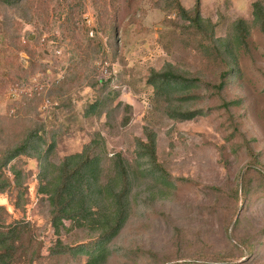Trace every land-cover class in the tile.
Segmentation results:
<instances>
[{"label": "rangeland", "instance_id": "obj_1", "mask_svg": "<svg viewBox=\"0 0 264 264\" xmlns=\"http://www.w3.org/2000/svg\"><path fill=\"white\" fill-rule=\"evenodd\" d=\"M172 1L37 0L28 23L1 11L0 150L19 142L36 118L46 128L28 156L2 171L21 183L0 193V224H28L19 264H85V254L49 256L58 237L38 187L44 160L57 166L94 133L108 157L121 154L136 172L130 216L106 264H264V33L253 17L259 0H200L202 30L170 10ZM177 1L192 14L196 0ZM240 19L248 23L246 49L237 39ZM1 23L15 28L20 50L2 38ZM213 44L229 46L237 62L222 95L241 103L229 113L212 88L221 67ZM168 67L185 78L183 86L156 98L150 79ZM93 79L109 83L112 120L84 115L96 99L87 85ZM185 110L203 115L175 118ZM150 133L163 180L147 175L137 158ZM62 227L63 244L91 241L93 248L86 231L69 221Z\"/></svg>", "mask_w": 264, "mask_h": 264}, {"label": "trees", "instance_id": "obj_2", "mask_svg": "<svg viewBox=\"0 0 264 264\" xmlns=\"http://www.w3.org/2000/svg\"><path fill=\"white\" fill-rule=\"evenodd\" d=\"M36 1L0 0V13L1 11L12 12L20 18H26L28 20L26 23H28L31 19L29 13L32 12V6ZM169 8L177 14L181 12L191 22L193 28L202 30L199 12L200 0H196L192 14L185 11L177 0L170 2ZM253 8L254 22L264 33V1H256ZM18 12L25 14L21 16L17 14ZM235 24L237 39L246 49L248 23L240 19ZM1 26L4 28L3 32L1 31L3 33L2 38H10L15 43L12 45L18 48L20 42L14 31L15 28L13 26L7 27L5 23H1ZM109 38L110 46L114 47L111 44L113 40H116L114 31L110 32ZM228 47L223 46V44L211 46L221 66L218 74L219 79L216 84L212 85V88L215 95L220 99L219 107L227 113H229L230 108L241 103L240 100L227 101L222 95L229 82V77L234 75L237 68L233 52L230 53L233 59L229 60L230 49ZM155 74L156 77L150 79V83L154 87L156 98L163 96L168 90H175L177 87L183 86L181 81L185 80L181 75L170 71L169 67ZM88 83L87 85L92 87L97 95L96 99L86 107L84 115L86 117L104 115L108 121L112 120L113 99L106 93L109 83L98 82L94 79L89 80ZM197 115H203V111L185 110L176 115L175 118L184 121ZM35 117L36 115H34V119ZM38 121L36 118L34 123L22 131L19 142L0 150V193L21 186L17 178L13 183L7 177L4 178L2 171L15 158L29 155L30 149L36 143L35 140L46 131L44 123ZM126 123V121L123 122L124 125ZM92 136L93 138L85 145L82 152L64 157L57 166L49 164L46 160L42 162L38 192L46 199L49 207V224L54 235L58 237L48 252L49 256L68 255L76 258L80 254H85V264H106L110 244L123 229L130 216V194L136 172L121 154H113L108 157L104 139L99 133H94ZM137 158L146 164L144 172L147 175H157V178L154 179L163 180L164 172L157 163L155 141L151 133L147 136V142L139 141ZM243 195L244 198L247 197V190ZM63 221H69L73 229L86 231L89 236L94 237L92 240L93 248H88L91 241L77 245H72L73 242L63 244L59 239L61 234L67 231V228L62 230ZM27 227L28 224L21 222L7 226L0 224V264H19L20 248L18 246L22 237L29 232Z\"/></svg>", "mask_w": 264, "mask_h": 264}]
</instances>
